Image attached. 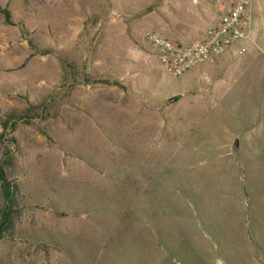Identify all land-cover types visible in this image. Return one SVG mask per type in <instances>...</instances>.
Returning a JSON list of instances; mask_svg holds the SVG:
<instances>
[{"label":"rangeland","instance_id":"1","mask_svg":"<svg viewBox=\"0 0 264 264\" xmlns=\"http://www.w3.org/2000/svg\"><path fill=\"white\" fill-rule=\"evenodd\" d=\"M172 1L0 0L22 195L0 264H264V0L252 39L178 77L148 36L188 45L215 7Z\"/></svg>","mask_w":264,"mask_h":264},{"label":"built area","instance_id":"2","mask_svg":"<svg viewBox=\"0 0 264 264\" xmlns=\"http://www.w3.org/2000/svg\"><path fill=\"white\" fill-rule=\"evenodd\" d=\"M214 19L201 37L188 44L149 35L161 70L178 77L210 59H222L234 45L249 39L252 27V0H212Z\"/></svg>","mask_w":264,"mask_h":264},{"label":"trees","instance_id":"3","mask_svg":"<svg viewBox=\"0 0 264 264\" xmlns=\"http://www.w3.org/2000/svg\"><path fill=\"white\" fill-rule=\"evenodd\" d=\"M0 14L6 25H11L10 13L7 9L0 8ZM19 121L14 113L6 115L3 121V129L7 134H10L15 126V122ZM2 139V135L0 136ZM9 145H14L15 140L9 138L5 140ZM10 152L5 151L3 158H0V239L14 237L15 218L19 216V198L22 199L19 187L14 180H10L5 172V160L12 159Z\"/></svg>","mask_w":264,"mask_h":264},{"label":"crops","instance_id":"4","mask_svg":"<svg viewBox=\"0 0 264 264\" xmlns=\"http://www.w3.org/2000/svg\"><path fill=\"white\" fill-rule=\"evenodd\" d=\"M201 1L202 0H173L172 6L174 9H176L180 12H182V11L188 12L190 9H193L194 7H196ZM211 2H212V0H211ZM252 3H253V1H252ZM213 19H214V15L212 14L210 17V24L212 23ZM209 25H207L201 29V31H200L201 34L197 37V39L201 37V35L203 34V32L206 30V28ZM256 32H257V25H256L254 18H253L252 27H251V31H250V35H249V40H250V38L252 39V37H254L256 35ZM218 261H219V263L220 262L222 263L221 260H218Z\"/></svg>","mask_w":264,"mask_h":264},{"label":"water","instance_id":"5","mask_svg":"<svg viewBox=\"0 0 264 264\" xmlns=\"http://www.w3.org/2000/svg\"><path fill=\"white\" fill-rule=\"evenodd\" d=\"M180 97H181L180 95L172 96V97L167 99V103L173 104V103L177 102L180 99ZM234 146H236V144ZM218 263H219V261H218Z\"/></svg>","mask_w":264,"mask_h":264}]
</instances>
